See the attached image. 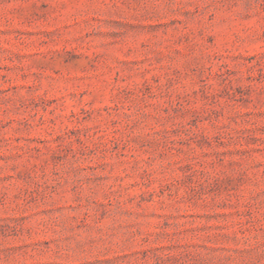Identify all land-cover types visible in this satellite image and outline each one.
I'll return each instance as SVG.
<instances>
[{"label":"rangeland","instance_id":"obj_1","mask_svg":"<svg viewBox=\"0 0 264 264\" xmlns=\"http://www.w3.org/2000/svg\"><path fill=\"white\" fill-rule=\"evenodd\" d=\"M0 264H264V0H0Z\"/></svg>","mask_w":264,"mask_h":264}]
</instances>
